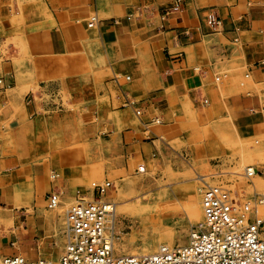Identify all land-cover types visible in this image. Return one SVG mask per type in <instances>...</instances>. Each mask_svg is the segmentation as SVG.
I'll list each match as a JSON object with an SVG mask.
<instances>
[{
	"label": "crops",
	"instance_id": "0c3cea01",
	"mask_svg": "<svg viewBox=\"0 0 264 264\" xmlns=\"http://www.w3.org/2000/svg\"><path fill=\"white\" fill-rule=\"evenodd\" d=\"M0 59V76H15L22 89L68 67L77 83H93L85 96L72 95L87 105L102 95L103 122L83 131L87 162L147 163L190 111H211L248 138L264 137V0H0ZM80 62L97 74H79ZM113 78L139 101L134 107L120 108L125 95ZM13 108L12 95L0 91V256L55 261L66 210L49 208L48 197L58 189L64 204L72 201L106 167L86 173L74 167L79 160L63 163L66 118ZM67 137L73 156L79 137Z\"/></svg>",
	"mask_w": 264,
	"mask_h": 264
},
{
	"label": "rangeland",
	"instance_id": "374dc122",
	"mask_svg": "<svg viewBox=\"0 0 264 264\" xmlns=\"http://www.w3.org/2000/svg\"><path fill=\"white\" fill-rule=\"evenodd\" d=\"M60 71L61 75L41 83L23 84L28 85L23 89L15 76L12 79L0 76L9 84V88H0V91H8L12 95L14 111H29L30 118H66L64 139H68V143H64L63 163L71 158L79 160V163L74 162V167L79 170L83 168L86 173L89 168L94 170L96 167H106V174L103 171L101 174L94 172L87 183L82 182V186L75 189L76 197L72 201L64 204L61 197L57 208L61 204L65 206L67 220V212L77 198L93 199V183L111 181L107 197L116 203L118 215L115 230L109 221L108 231H115L116 253L145 255L154 253L162 245H186L191 231L204 219L202 198L207 184L223 185L243 200L257 203L264 199V137L248 138L238 126L226 124L225 120L229 121L228 118L213 117L210 115L211 111H190L176 120L175 128L163 135V149L147 163L142 162L137 166L132 163L117 164L110 159H107L106 165L100 160L87 162L86 156L92 148L85 142L89 133L83 131L87 124L103 122V111H98L103 104L100 99L102 95H98L88 105L85 100H74V91L85 96L93 83L74 81L70 67L60 68ZM79 74L93 77L97 72L92 69V65L83 69L80 62ZM115 80L117 78L110 81ZM109 83L106 86L111 88L112 84ZM116 83V88L125 95L120 108L133 107L126 105L129 98L122 85ZM17 90L22 91L21 100H17L15 96ZM53 91L55 98L50 96ZM134 101L136 104L139 102ZM57 105L61 107L58 109ZM209 105L210 101L207 100L200 106L206 109ZM161 122V118L155 119L156 124ZM70 134H78L79 137L73 156L66 154L72 149L70 138L67 137ZM97 136L94 132L91 139H98ZM248 167L257 169L259 181L248 176ZM256 207L259 215L264 218V203L258 202ZM64 236L62 243L57 245L60 252L56 258L66 245V233ZM262 236L264 237V227ZM134 251L137 254L132 253Z\"/></svg>",
	"mask_w": 264,
	"mask_h": 264
},
{
	"label": "built area",
	"instance_id": "2783aa9c",
	"mask_svg": "<svg viewBox=\"0 0 264 264\" xmlns=\"http://www.w3.org/2000/svg\"><path fill=\"white\" fill-rule=\"evenodd\" d=\"M95 21L93 18L90 25ZM221 22L220 18L211 20L217 27ZM6 83L0 78V88H9ZM54 93L50 96L54 97ZM126 105L134 107L136 101L127 99ZM248 176L254 178L255 173L250 171ZM111 186V181L93 183V199L79 197L71 205L67 212L66 245L58 260L14 254L0 256V264H264V218L256 207L262 199L257 203L243 200L220 184L205 186L204 219L192 230L186 245H162L145 255L116 253L115 240L107 233L109 218L115 211V203L107 197ZM61 197L62 192L55 189L47 199L48 207L56 208Z\"/></svg>",
	"mask_w": 264,
	"mask_h": 264
},
{
	"label": "bare ground",
	"instance_id": "6f19581e",
	"mask_svg": "<svg viewBox=\"0 0 264 264\" xmlns=\"http://www.w3.org/2000/svg\"><path fill=\"white\" fill-rule=\"evenodd\" d=\"M141 169H144L143 167L141 168ZM247 169V174H249V172L251 171L252 173H255V176H254V178L257 180V181H259V179H260V177H259V173H258V171H257V169L255 168V167H248V168H246ZM204 181V180H203ZM254 181V180H253ZM196 188V187H195ZM255 188V187H254ZM198 190V189H197ZM200 190V189H199ZM169 192V191H168ZM197 192V191H196ZM195 194H197V193H195ZM193 198V197H192ZM192 198H191V200H192ZM262 203H264V199H262ZM197 204H195V206H196ZM199 205V204H198ZM203 207V206H202ZM195 208V207H194ZM1 214V213H0ZM117 215H118V209H117V205H116V203H115V211H114V213L111 215V217L109 218V221L112 223V225H113V230H115V227H116V223H117ZM0 218L2 219V217L0 216ZM109 224H108V227H107V233L109 234V235H111L114 239H115V236H114V232L115 231H113L112 230V227H111V230L113 231V232H111V233H109ZM192 232V231H191ZM190 232V233H191ZM191 236V235H190ZM155 239V238H154ZM157 239V238H156ZM150 240V239H149ZM151 244V243H150ZM160 244V243H159ZM164 244V243H163ZM147 245V244H146ZM157 246V245H156ZM117 247V246H116ZM158 247V246H157ZM157 247H156V249H157ZM161 247V246H160ZM144 248V247H143ZM154 248V247H153ZM141 250H143V249H141ZM152 251V250H151ZM155 251V250H154ZM140 252V251H139ZM143 252H144V250H143ZM147 252V251H146ZM153 252V251H152ZM127 253V252H126ZM132 253H134V254H137V252L136 251H134V252H132ZM131 255V254H130ZM141 255V254H140Z\"/></svg>",
	"mask_w": 264,
	"mask_h": 264
}]
</instances>
